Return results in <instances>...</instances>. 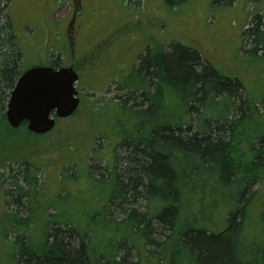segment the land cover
<instances>
[{
  "label": "trees",
  "instance_id": "trees-1",
  "mask_svg": "<svg viewBox=\"0 0 264 264\" xmlns=\"http://www.w3.org/2000/svg\"><path fill=\"white\" fill-rule=\"evenodd\" d=\"M7 9L8 0H0V130L11 134L0 141V163L4 157L20 168L6 195L28 213L22 199L29 204L34 198L39 169L10 152L26 148L21 145L35 147L36 139L49 135L35 136L25 125L12 129L7 123L5 111L22 61L10 17L2 16ZM243 40L252 44L251 54L264 53V17L253 19ZM52 59V67L62 66L60 56ZM128 77L118 84L125 94L103 134L106 141L112 135L118 139L116 147L124 154H115L114 163L103 159V173L90 167L85 195L94 200L91 205L74 204L65 212L68 217L45 218L16 237L10 251L17 253V263L264 264V241L260 250L248 249L249 237L256 236L249 221L241 226L249 187L264 177V144L254 136L247 142L255 156L250 166L233 158L244 128L263 117L242 82L181 44L167 52L148 48ZM259 105L264 109V101ZM89 152L91 160L102 157L93 146ZM19 215L18 209L6 215L7 223Z\"/></svg>",
  "mask_w": 264,
  "mask_h": 264
},
{
  "label": "rangeland",
  "instance_id": "rangeland-1",
  "mask_svg": "<svg viewBox=\"0 0 264 264\" xmlns=\"http://www.w3.org/2000/svg\"><path fill=\"white\" fill-rule=\"evenodd\" d=\"M74 3V0H8V9L2 14L10 17L22 52L20 72L50 66L52 56L60 55L62 66L73 64L79 72L77 89L82 104L73 117L59 121L49 136L38 137L37 146L21 145L26 148L10 152L20 160L29 158L39 169L35 173L34 198L29 204L28 198L22 199L28 213L13 203V196L6 195L20 176V168L2 157L0 264H18L17 253L10 251L11 244L17 236L36 228L33 223L40 224L55 215L66 218L67 208L74 204L77 207L92 204L94 200L85 195L90 167L100 169H92L94 173H103L106 166L103 159L113 162L115 154L120 157L124 154L116 147L118 139L112 135L106 141L107 136L103 135L108 122L115 120V109L125 94L118 84L129 78L148 48L167 52L169 46L181 44L196 51L204 63L224 76L239 79L244 94L256 103L263 117L249 129L244 128L242 144L233 158L240 166L249 167L255 156L248 140L254 136L264 144V109L259 105L264 101V53L251 54L252 44L243 40L246 25H251L259 15L264 17V0H81L78 11ZM24 132L20 129L18 135ZM8 134L0 130V141L11 137ZM92 146L102 157L90 159ZM262 192L264 177L249 187L243 223L241 216V226L249 221L250 234L256 236L249 237L253 243H247L248 249L260 250L264 241ZM17 209L18 221L7 223V216ZM139 211L144 212V208ZM27 214L30 222L25 223Z\"/></svg>",
  "mask_w": 264,
  "mask_h": 264
},
{
  "label": "water",
  "instance_id": "water-1",
  "mask_svg": "<svg viewBox=\"0 0 264 264\" xmlns=\"http://www.w3.org/2000/svg\"><path fill=\"white\" fill-rule=\"evenodd\" d=\"M78 73L72 68L34 67L17 80L6 108L12 129L26 125L30 133L42 136L56 127L57 120L74 115L81 100Z\"/></svg>",
  "mask_w": 264,
  "mask_h": 264
},
{
  "label": "flooded vegetation",
  "instance_id": "flooded-vegetation-1",
  "mask_svg": "<svg viewBox=\"0 0 264 264\" xmlns=\"http://www.w3.org/2000/svg\"><path fill=\"white\" fill-rule=\"evenodd\" d=\"M73 32H70V34H72Z\"/></svg>",
  "mask_w": 264,
  "mask_h": 264
}]
</instances>
